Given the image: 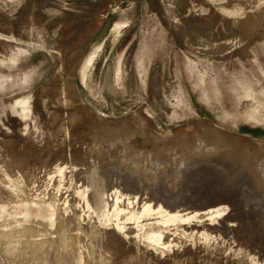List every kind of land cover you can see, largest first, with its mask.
I'll return each instance as SVG.
<instances>
[{
    "label": "rangeland",
    "instance_id": "obj_1",
    "mask_svg": "<svg viewBox=\"0 0 264 264\" xmlns=\"http://www.w3.org/2000/svg\"><path fill=\"white\" fill-rule=\"evenodd\" d=\"M195 133L231 166L142 155ZM250 166L264 185V0H0V264H264Z\"/></svg>",
    "mask_w": 264,
    "mask_h": 264
},
{
    "label": "bare ground",
    "instance_id": "obj_2",
    "mask_svg": "<svg viewBox=\"0 0 264 264\" xmlns=\"http://www.w3.org/2000/svg\"><path fill=\"white\" fill-rule=\"evenodd\" d=\"M122 27L123 26L115 27V29L112 31V33L114 35L113 41L116 40V38H118V36L121 34V28ZM100 47H101V44L90 55L91 58L94 59V57L96 55H98V51H99ZM27 100L28 99H26L20 103L22 106V110H26L27 103H28ZM213 138L214 139L211 138V140H210V137H209V138H207V141H205V140H203V138H201L200 133H195L192 136H189L187 141H183V140L179 141L175 146H173L169 149L160 148V147L155 146V145H151V146H147V147L144 146L142 155L144 158L151 161L155 166H164V167H168V169L172 168V172H173L172 177L173 178L178 176L179 172H180L179 173L180 175H182L185 172H188V169L191 165L190 166L188 165L186 167H185V164L183 165L185 159L188 158V156H191L190 159L193 161V163H191V164L198 163L199 162V156H197V155H201L202 157L205 156L204 158L210 159L211 161H214L215 163L220 164L225 169L229 168L231 166V164L227 163L224 160H221L224 153H218V151L220 152V149L223 147V145L220 143V141H218V139L216 140L215 137H213ZM117 139H118V136L115 135V133L113 131H105L103 133L102 140L109 143L110 145L114 144L117 141ZM129 146H133V147H129ZM137 146H138V143L134 140L125 144V149L127 150V153H125L126 154L125 157L127 158V160L131 161L132 159H134L135 155H134L133 151L137 148ZM122 162H124V161H122ZM235 164H236V162H235ZM248 164H250V163H248ZM182 167L184 168L183 173H182V171H179ZM234 167H236V166H234ZM237 167H236V171H238ZM116 171L118 172L119 170L116 169ZM243 171L244 172L241 176L242 182L245 183L247 181H250V182L256 183L257 189H258L256 196L252 195V196H249L246 198L247 203L260 201L264 205V185L260 184L258 178L255 176L254 167L250 166L246 170H243ZM214 173H216V172H214ZM235 175H238V174L236 173ZM233 176L234 175H232V177ZM262 176L264 177V172H263ZM237 177H239V176H237ZM239 179H240V177H239ZM90 182L93 184V202L95 204V207L98 208L99 210L103 211L105 209V202L103 199L105 182H104V180H102L100 178L91 179ZM260 182H262V181H260ZM45 210L48 211L49 208L44 207V206H37L35 208V212L39 216L42 215V213H44ZM150 212H151V210L149 208L143 209V214H148ZM25 214L26 215L29 214V211L26 210ZM173 221H174V218H170V217L167 218V220H165V222H173ZM150 240L153 242H157L158 238H155V239L150 238Z\"/></svg>",
    "mask_w": 264,
    "mask_h": 264
}]
</instances>
